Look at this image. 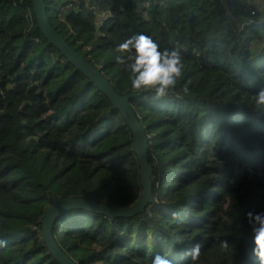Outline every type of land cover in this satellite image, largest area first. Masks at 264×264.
<instances>
[{
	"label": "trees",
	"instance_id": "16d2710c",
	"mask_svg": "<svg viewBox=\"0 0 264 264\" xmlns=\"http://www.w3.org/2000/svg\"><path fill=\"white\" fill-rule=\"evenodd\" d=\"M55 31L130 105L149 138L152 193L133 218L82 209L51 233L76 264H264V23L251 0H83ZM37 40V41H36ZM0 264H59L39 234L52 198L127 207L142 193L131 132L37 28L0 0ZM95 244L99 254L86 247Z\"/></svg>",
	"mask_w": 264,
	"mask_h": 264
},
{
	"label": "water",
	"instance_id": "95a60500",
	"mask_svg": "<svg viewBox=\"0 0 264 264\" xmlns=\"http://www.w3.org/2000/svg\"><path fill=\"white\" fill-rule=\"evenodd\" d=\"M30 1L33 7L37 28L46 38L47 42L52 44L76 70H79L86 76L88 81L94 84L108 98L112 109L118 110L121 113L130 129L133 150L139 167V184L142 188V193L139 199L130 206L121 207L106 205L82 197L52 198L51 203L47 206L42 216L39 234L44 242L45 248L54 260L59 264H76L57 245L53 238L51 230L56 217L64 211L73 209L95 212L111 218H133L136 214L142 212L149 202L152 193L151 174L148 164L149 138L130 105V101L134 97L140 96V93L130 92L118 94L102 73L97 68L90 65L84 57L72 48L51 26L47 19L45 0Z\"/></svg>",
	"mask_w": 264,
	"mask_h": 264
},
{
	"label": "built area",
	"instance_id": "2783aa9c",
	"mask_svg": "<svg viewBox=\"0 0 264 264\" xmlns=\"http://www.w3.org/2000/svg\"><path fill=\"white\" fill-rule=\"evenodd\" d=\"M80 0H66V3L62 7V11H72L74 10L75 7L78 6V2ZM83 1V0H82ZM88 7L93 10L94 13V18H95V24L97 29L100 31L101 28L104 26L105 22L113 16L111 10L107 7V0H84ZM253 1L254 8H249V15L245 18L243 24L248 25L252 22H254V16H259L257 17L258 22L261 24L264 23V0H251ZM102 8L105 10L106 15H100L96 9L97 8ZM37 41V40H36ZM1 78V75H0Z\"/></svg>",
	"mask_w": 264,
	"mask_h": 264
},
{
	"label": "rangeland",
	"instance_id": "374dc122",
	"mask_svg": "<svg viewBox=\"0 0 264 264\" xmlns=\"http://www.w3.org/2000/svg\"><path fill=\"white\" fill-rule=\"evenodd\" d=\"M108 1V0H107ZM107 4V3H106ZM47 6H48V8H49V14L52 16L53 15V9H52V5H51V0H48V3H47ZM96 11L100 14V15H106V13H105V10L104 9H102V8H97L96 9ZM97 35H104V31H99V32H97L96 33ZM150 179H151V175H150ZM151 184H152V180H151ZM86 247H88V248H90L92 251H93V253L95 252V254H99V249L98 248H96V245L94 244H91V245H89V246H86ZM91 264H101V262L100 261H98L97 259H96V256L95 257H93L92 258V261H91Z\"/></svg>",
	"mask_w": 264,
	"mask_h": 264
}]
</instances>
